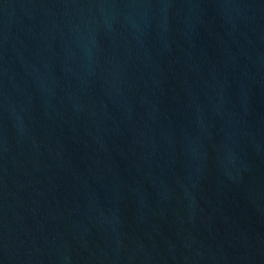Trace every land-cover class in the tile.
Returning <instances> with one entry per match:
<instances>
[{
  "label": "water",
  "instance_id": "95a60500",
  "mask_svg": "<svg viewBox=\"0 0 264 264\" xmlns=\"http://www.w3.org/2000/svg\"><path fill=\"white\" fill-rule=\"evenodd\" d=\"M0 264H264V0H0Z\"/></svg>",
  "mask_w": 264,
  "mask_h": 264
}]
</instances>
